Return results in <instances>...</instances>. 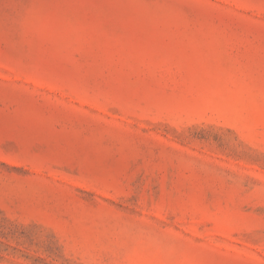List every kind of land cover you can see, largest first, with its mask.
<instances>
[{"label":"rangeland","instance_id":"374dc122","mask_svg":"<svg viewBox=\"0 0 264 264\" xmlns=\"http://www.w3.org/2000/svg\"><path fill=\"white\" fill-rule=\"evenodd\" d=\"M0 264H264V0H0Z\"/></svg>","mask_w":264,"mask_h":264}]
</instances>
